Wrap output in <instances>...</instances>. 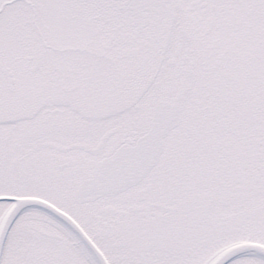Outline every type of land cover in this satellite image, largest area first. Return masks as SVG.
<instances>
[{"label":"snow or ice","instance_id":"snow-or-ice-1","mask_svg":"<svg viewBox=\"0 0 264 264\" xmlns=\"http://www.w3.org/2000/svg\"><path fill=\"white\" fill-rule=\"evenodd\" d=\"M0 264H264V0H0Z\"/></svg>","mask_w":264,"mask_h":264}]
</instances>
